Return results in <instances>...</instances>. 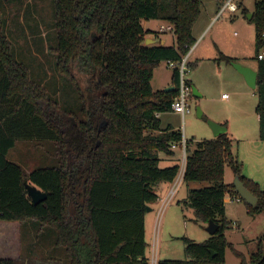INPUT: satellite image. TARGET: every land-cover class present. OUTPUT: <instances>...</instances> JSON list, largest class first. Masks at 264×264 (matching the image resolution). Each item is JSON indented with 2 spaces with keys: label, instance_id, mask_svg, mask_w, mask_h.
<instances>
[{
  "label": "trees",
  "instance_id": "1",
  "mask_svg": "<svg viewBox=\"0 0 264 264\" xmlns=\"http://www.w3.org/2000/svg\"><path fill=\"white\" fill-rule=\"evenodd\" d=\"M53 9L56 64L66 79L60 98L30 80L27 66L14 58L0 0V220L21 225L33 220L53 228L55 245L69 264H149L144 215L158 198L154 185L173 181L180 168L160 167L157 153L171 154L182 139L180 130L162 128L158 118L178 92V69L172 71L174 90L153 92L151 78L161 62H178L195 42L192 25L200 0H53ZM142 19L172 24L174 45H145L150 31ZM250 21L257 55L264 48V0H255ZM73 65L83 73L84 85L74 77ZM256 72L255 112L264 140V58ZM35 139L50 144L56 166L26 172L7 159L16 140ZM233 144L227 131L197 140L192 148L186 142L182 180L208 185L189 188L184 203L202 224L212 220L218 229L202 242L184 238L186 260L156 264H224L225 248L231 247L224 233L229 225L224 197L238 196L233 182H224L226 165L257 197L254 206L245 202L248 213L264 211V187L239 175ZM24 181L46 198L33 204ZM231 248L239 264H264V235L249 262ZM31 262L0 258V264Z\"/></svg>",
  "mask_w": 264,
  "mask_h": 264
},
{
  "label": "rangeland",
  "instance_id": "2",
  "mask_svg": "<svg viewBox=\"0 0 264 264\" xmlns=\"http://www.w3.org/2000/svg\"><path fill=\"white\" fill-rule=\"evenodd\" d=\"M219 3L221 0H200V13L192 25V37L195 42L187 57L186 75L189 79L190 75H193L191 80H195L193 84L201 93V97H191V110L185 114V118L171 109L160 113L162 126L171 125L180 130L188 144L213 137L211 133L208 137L204 136L206 130L210 129L207 123L209 119L215 121L214 119L231 117L234 123L242 117L248 121L250 128H254L256 134L259 130L255 112L258 100L256 88H250L243 75L232 65V62H236L253 70L257 69L255 24L246 17L247 13L254 12L255 0H241L242 4L235 13L226 11L215 19ZM3 13L6 19V36L12 45L14 58L27 66L30 80L41 84L53 97L60 98L63 80L66 79L62 77L56 64L57 38L53 0H3ZM141 25L152 35L158 32V37L165 39V45H172L173 30H165L164 33L159 31L161 25H169L164 20L142 19ZM263 50L264 48H260L259 52ZM71 71L81 85H84L83 73L74 65ZM166 71L168 70L164 61L154 69L151 78L153 92L163 89L162 84H156V76L160 75L162 78ZM222 93L229 98L222 100ZM197 106L202 112L200 117L196 114ZM251 136L252 131L249 130L244 136L237 133L233 138L232 151L240 166L239 175L263 188L264 143L251 141ZM50 151L47 141L16 140L14 147L8 151L7 159L20 164L26 171L56 166V160L50 155ZM180 151L176 149L178 158ZM157 154L160 167L180 163L179 159L175 161L172 157L163 156L162 152ZM169 160H172L171 164ZM234 177L232 168L226 165L224 182L229 184L233 182ZM156 185L154 190L157 194ZM206 185L207 182L199 181L188 184L183 180L179 182L174 195H171L172 203L178 208L171 209L165 233L160 217V200L156 205H152V211L147 212L145 226V256L149 264H156L160 260H186L188 257L184 251V238L202 242L210 236L205 230V224L197 219L195 210L184 203L189 188ZM168 186L171 187L170 184ZM169 187L168 190L171 189ZM224 205L225 217L229 222L224 232L225 237L231 247L244 255L249 262L250 253L258 248V238L264 235V211L258 214L248 213L243 200L228 199ZM15 223H0V250L11 255L17 253L21 245L22 255L25 257L56 259L61 264H69L64 249L54 244L55 232L51 227L38 231V223L29 220L20 230ZM32 224H37V232H34ZM32 242L36 244L33 246ZM231 247L225 248L224 264H239L241 260Z\"/></svg>",
  "mask_w": 264,
  "mask_h": 264
},
{
  "label": "crops",
  "instance_id": "3",
  "mask_svg": "<svg viewBox=\"0 0 264 264\" xmlns=\"http://www.w3.org/2000/svg\"><path fill=\"white\" fill-rule=\"evenodd\" d=\"M215 17V16H214ZM165 31V30H164ZM164 31H160V33H164ZM158 35H159V33L158 32H155L154 33V35H152V33H147L146 35H145V37H144V44H145V41L147 40V39H152V40H155L154 41V43H151V45L153 44H164L165 45V39H161V38H159L158 37ZM162 35V34H161ZM173 43H172V45H174V43H175V37L173 36ZM146 45V44H145ZM150 45V44H149ZM192 48H193V45L190 47V49L188 50V52H187V57L189 56V54H190V52H191V50H192ZM165 63V68L168 70V71H166L165 72V74H164V77H162V78H160V75H158V76H156V84L158 85V86H160V84H162L161 86H163L162 88L163 89H159V90H164V88H166L167 86H169V85H173L172 84V71H173V69L172 68H170V67H168L167 66V63L166 62H164ZM256 71V70H255ZM186 77V79L190 82V84H191V86H193L194 84V82H195V80H191V78H194L193 77V75H190V79H189V77H187V75L185 76ZM160 80H161V83H160ZM248 85V84H247ZM250 87V86H249ZM158 88H160V87H158ZM251 88V87H250ZM252 89H255V88H252ZM224 95V93H222L221 94V99L222 100H226V99H228L229 97H225V96H223ZM196 97V96H194V95H192V92H191V97ZM201 97V96H200ZM197 98V97H196ZM198 98H199V96H198ZM181 116V115H180ZM256 116H257V114H256ZM161 117H162V114H158V118L160 119V124H161V127L162 128H164L163 126H162V121H161ZM182 117V116H181ZM182 118H185V115L182 117ZM257 118H258V116H257ZM183 120V119H182ZM215 121H217V122H219V124H222V125H224L225 127H226V131L228 132V134H230L231 135V137L232 138H235L234 136H236V134L237 133H240L242 136H244V135H246L247 133H248V130L249 131H252V136H251V141H253V142H255V143H264V140H262V139H260V137H259V130H258V134H256L255 132H254V128L252 127V128H250V126H249V123H248V121L247 120H245L244 118H242V117H240L238 120H236V121H234V123H233V121H232V118L231 117H229L228 119H221V120H218V119H214ZM258 123H259V121H258ZM258 127H259V125H258ZM210 133L213 135V133H212V130L211 129H209V130H206V132H205V135L204 136H206V137H208V136H210ZM182 137L184 138V135L182 134ZM212 138H215V136L213 135V137ZM211 138V139H212ZM185 139V138H184ZM186 140V139H185ZM263 141V142H262ZM186 142H187V145H188V147L190 146V148H192L193 147V145H194V143H189L188 144V141L186 140ZM260 145V144H259ZM264 145V144H263ZM176 149H180L181 151V153H180V158H178V154L176 153ZM163 156H168V157H172V159L173 160H175V161H177L178 159H179V161H180V163L178 164L179 166L181 165V167L183 166V152H182V149H181V147H180V145L179 144H176L174 147H171V154H165V153H163ZM185 157H186V151H185ZM169 161H171L170 162V164L172 163V160H169ZM173 165V164H172ZM26 171V170H25ZM26 172H29V171H26ZM178 179H180L179 178V176L177 175L174 179H173V181H160V182H158L157 183V185L156 186H158V188H157V196H158V198H157V200H156V202H154L153 204H157L158 203V201L160 200V217H161V220H162V227H164V233H165V226H166V224H167V222H168V218H169V214L171 213V209H175V208H178L176 205H174L173 203H172V197L169 199V202H167V203H165V204H163V202H164V200H165V198H166V196H167V194H168V185L170 184L171 185V187L174 185V182H176V181H178ZM182 181V178L180 179V181L179 182H181ZM179 185V184H178ZM171 187H169V189L171 188ZM178 187V186H177ZM177 189V188H176ZM176 189H175V191H176ZM175 193V192H174ZM174 195V194H173ZM172 195V196H173ZM232 194H229V193H226L225 194V197H224V202L225 201H227L228 199H230V198H228V196H231ZM182 196H184V195H182ZM187 196V195H186ZM232 200V199H231ZM177 201V200H176ZM174 202V201H173ZM178 202V201H177ZM153 204H151L150 205V211H152V205ZM225 206V205H224ZM147 212H149L148 210H146V213H145V215H144V231H145V226H146V215H147ZM152 219L150 218V220L149 221H151ZM15 222H17V223H15ZM0 223L2 224V225H6V224H17L18 225V227H19V229L21 230V227H22V225L18 222V221H0ZM204 226H206V224L204 225ZM32 227H33V229H34V232H37L36 230H37V224H32ZM49 227V226H48ZM43 228H46V227H41V226H39V224H38V231H41V230H44ZM53 229V228H52ZM54 230V229H53ZM54 232H55V230H54ZM163 233V234H164ZM48 234H44V236H47ZM55 236H56V233H55ZM36 238V237H35ZM33 243V246L36 244V242H32ZM54 244H55V239H54ZM33 246H32V248H33ZM56 246V245H55ZM21 249H22V247H21V245H20V248H19V251L17 252V253H14V254H11V255H9V254H6L5 252H3L2 250H0V258H8V259H13V260H15V259H18V258H21V257H24V259H25V262L27 263L28 262V259H30L32 262H31V264H42V260L39 258H35V257H33V256H28V257H25V256H23L22 255V251H21ZM45 260H46V264H47V260H53V261H56V259H49V258H44Z\"/></svg>",
  "mask_w": 264,
  "mask_h": 264
},
{
  "label": "built area",
  "instance_id": "4",
  "mask_svg": "<svg viewBox=\"0 0 264 264\" xmlns=\"http://www.w3.org/2000/svg\"><path fill=\"white\" fill-rule=\"evenodd\" d=\"M221 0V3H219L218 10L215 14V19L219 18L223 15L224 12L228 11L230 14L235 13L238 8L241 6V0ZM169 24V23H168ZM164 30H173V25L169 24L167 26L161 25L159 28V31H164ZM191 47V46H190ZM190 49V48H189ZM257 60H261L264 58V50L261 52H258L256 55ZM167 66L172 68V69H178L179 73V84H178V92L176 96L173 98L170 109L179 113L182 117L189 113L191 110L190 107V99H191V87L187 83V79L185 77L186 72L188 70L187 67V53L181 57V59L178 62L175 61H167ZM223 96L226 97L224 94ZM182 152H183V166L179 168V171L177 174H179V178L181 179L183 177V169H184V164H185V147H186V140L182 137L180 143H179ZM174 147V146H173ZM177 176V175H176ZM180 179L178 181L174 182V185L171 187L169 190L163 204L169 202V199L172 197L175 189L177 188ZM228 198L235 200V201H240L241 197L238 195H231L228 196Z\"/></svg>",
  "mask_w": 264,
  "mask_h": 264
},
{
  "label": "water",
  "instance_id": "5",
  "mask_svg": "<svg viewBox=\"0 0 264 264\" xmlns=\"http://www.w3.org/2000/svg\"><path fill=\"white\" fill-rule=\"evenodd\" d=\"M251 16H252V13L246 14V17L248 20L251 19ZM154 41L155 40L147 39L145 41V44L149 45L151 43H154ZM232 65L243 75L248 86H250L251 88L256 87L257 72L255 70L247 66H242L241 64H238L236 62H232ZM174 89L175 87L173 85H169L166 88H164V91H170ZM191 92H192V95L196 97L201 96V93L197 90V88L194 85L191 86ZM196 114L199 117L202 115V112L199 106L196 107ZM207 123L215 137H217L221 133L226 132V127L222 124H219L211 119L207 120ZM24 185H25L27 194L30 197L31 202L33 204H37L46 198L45 192H43L38 187H36V185L28 183L27 181H24ZM233 185L235 187V191L237 192V194L241 197V199L244 202H246L250 206H254L256 204L257 197L253 195V193L243 184V182L238 176L234 177ZM146 210L149 211L150 207L148 206ZM217 229H218V225L212 220H209L205 226V230L211 235L214 234L217 231Z\"/></svg>",
  "mask_w": 264,
  "mask_h": 264
}]
</instances>
